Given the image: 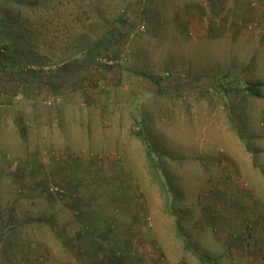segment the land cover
<instances>
[{"label": "rangeland", "instance_id": "obj_1", "mask_svg": "<svg viewBox=\"0 0 264 264\" xmlns=\"http://www.w3.org/2000/svg\"><path fill=\"white\" fill-rule=\"evenodd\" d=\"M135 1L131 11L129 0H0V264H66L62 249L74 241L52 238L56 208L45 192L57 183L30 193L20 175L43 158L107 165L106 177L79 172L91 184L102 178L86 190L99 203L87 201L86 215L103 220V233L114 218L130 227L129 216L149 202L140 219L154 264H231L232 236L213 220L232 197L220 185V161L240 165L232 189L264 201V29L256 19L264 4L253 0L254 16L236 18L235 32L198 37L177 27L181 0ZM196 15L206 23L207 12ZM102 248L104 256L87 251L84 262L119 264L117 246Z\"/></svg>", "mask_w": 264, "mask_h": 264}, {"label": "crops", "instance_id": "obj_2", "mask_svg": "<svg viewBox=\"0 0 264 264\" xmlns=\"http://www.w3.org/2000/svg\"><path fill=\"white\" fill-rule=\"evenodd\" d=\"M195 1L196 0H192L191 2H184V0H181L180 4L178 3L179 6H181L179 7L180 11H176L178 8L175 9L174 15L177 17L176 23L178 28H180L182 31H186V33L194 32L195 36L198 37H202L204 33L213 35L220 30H228L229 28H231V31L233 29V31L235 32V30L240 29V26L236 27V24L234 23L236 18H240L244 21L249 16H254L248 15L251 9L254 10L253 5L255 4V1L253 0H204L201 1L202 3H196ZM260 2L264 4V0H260ZM128 4L129 9L133 11L134 6L132 5L131 0H129ZM194 4H196V6H192ZM247 7H249L250 9H248ZM193 8L195 10H193ZM134 11H136V8ZM262 11H264V6L262 7ZM262 11L261 15H256L257 17H259V19H256L260 20L261 26L264 29V14H262ZM201 12H207L208 14L207 20L205 21L206 23L202 22L198 15H196L200 14ZM181 13L182 16H180ZM245 15H248V17H245ZM231 16L233 17L231 22L232 25L228 24L227 22V17L230 18ZM221 21H225L226 25L220 24L222 23ZM118 29L119 28H117V30ZM123 32L124 31L122 30L121 33ZM262 36L264 37V35ZM48 93L49 92H46V94ZM107 125L109 124L107 123ZM71 126L72 124L67 126V129L71 130ZM108 129L109 127L105 128L106 131H108ZM120 133V137H126L125 135H127L125 132H123V136L122 132ZM85 137L86 135H83V139H85ZM261 140L262 139L258 137L254 142L259 141L258 143H260ZM247 151L248 152L245 153V155L246 159H248L247 162L250 165L249 169L252 168L253 171H257V169L254 168L257 165H255V163L252 164V161L250 159L251 149L249 146ZM102 155H104L105 159H110V164H112L113 156L109 151L106 150ZM102 155H100L99 158H104ZM38 158L40 160V156ZM64 159L65 158H63L62 160L61 157L58 162H54L52 164L46 163L45 159L43 158L38 162V164L35 165L34 169L32 167V164H29L27 169L23 171V174L21 173L20 175L25 182V186H28L27 188L24 187L27 192H42L46 189V182L49 181H54L57 184L51 183V185L48 186L45 192L49 193V187L57 185V187H59L62 192H65L63 195L58 196H54V194L49 193L50 197L52 198L48 203L50 204V207L52 209L56 208L51 216L52 238L57 240L67 239L74 241V243H72L73 246L69 245V247L62 249V254L66 255V264H68L69 261H71V264H93V262H95L93 259H89L84 262L85 256L86 254H88L87 251H91V254H89L91 258L93 254H96L97 257L99 255L104 256V250L102 248L103 244L113 245L114 247L117 246V256H119V258H115L116 261L120 260L119 264H154L147 258L148 256L146 255V252H148V249L146 250L144 247V245L146 244V240H148V236L147 234H145L146 231L144 230V227L149 228V226H146V224L144 223V218L140 219V216L143 213V208L147 207L149 205V202H141L142 204L137 207L138 215L136 216L135 211L129 216V221L131 223L130 227L124 226L123 224L120 227V221L114 218L106 223V226L104 228L105 233H103L101 230L103 229V220L92 224L90 214L86 215L88 213L86 206L87 201L91 202L92 206L95 204L94 200L90 199L86 190L93 191L94 189H96V187L99 188L100 183L102 182V178L99 179L100 183L97 182L96 184H91L93 182L88 181L87 178H90V175H95V173L91 174V170L98 171V174H101L102 177H106L105 175H107L108 171L107 165H105L103 171L101 169L89 170V168H81L85 166L90 167L91 162L89 157L81 156L80 161H77L75 163L77 166H79V168H71V166L69 165L70 162H68L69 160L64 161ZM220 163L224 168L223 177L220 179V185L224 187V189H228L229 192L231 191L232 197L229 199H231L232 202L223 201L221 204H218L217 209H219V215L213 208L215 210H213V220L221 229V236H224V234L226 233L230 234V237L232 236V243L229 250L231 264H264V201L257 199L253 195V193H251L252 196L244 194L243 199V197L240 196V191L243 192L241 188H239L240 191L232 189L236 188L234 183L240 176V165L237 164L234 160L225 162L220 161ZM79 172L84 174L87 178H83L85 176H82ZM71 174L79 176H75L73 178L71 177ZM226 178H229L231 181L229 180L228 182H226ZM85 187L86 189L84 190ZM82 191L85 192V199L81 197ZM134 191V189H131V192L129 194L131 198L135 195ZM157 196H159V194H157ZM248 196L250 200L249 198H247ZM32 197L37 196L33 195ZM159 202L160 200L156 201V206L159 205ZM215 202H217L216 199H214V201L210 203V207H214ZM95 205L99 207V203ZM77 207L82 208L81 213L77 210ZM88 207H90L89 203ZM220 208L221 211L225 212H222L221 214ZM103 210V215H101V217H106V212L110 213V210ZM63 213L68 216L67 220H64V218L61 219ZM76 218H78V220ZM116 220L118 226L115 222ZM93 226L96 227L94 233ZM242 244H247V246L249 247L245 252H243L241 249ZM56 248L58 247L52 245L50 253L55 254L54 252L56 250L54 249ZM119 250L121 251V254H119ZM143 252H145V255L141 256ZM101 261L102 260H99V263L97 264H100ZM113 264H115V262ZM212 264L216 263L213 262Z\"/></svg>", "mask_w": 264, "mask_h": 264}, {"label": "built area", "instance_id": "obj_3", "mask_svg": "<svg viewBox=\"0 0 264 264\" xmlns=\"http://www.w3.org/2000/svg\"><path fill=\"white\" fill-rule=\"evenodd\" d=\"M104 62V64H106V65H112L114 62L113 61H111V60H109V61H103ZM48 191H49V193H51V194H55V193H62V190L59 188V187H57V186H50L49 187V189H48Z\"/></svg>", "mask_w": 264, "mask_h": 264}, {"label": "trees", "instance_id": "obj_4", "mask_svg": "<svg viewBox=\"0 0 264 264\" xmlns=\"http://www.w3.org/2000/svg\"><path fill=\"white\" fill-rule=\"evenodd\" d=\"M132 1V0H131ZM135 3H137V1H135L132 5H134ZM133 7V6H132ZM129 8V5L127 6V8L126 9H128ZM127 26H129V25H127ZM121 34V33H120ZM2 50V49H1ZM1 50H0V61H2V60H4V58H2V52H1ZM115 57H113V59L112 60H116V59H114ZM111 60V61H112ZM63 69H65V67L63 68ZM253 87L255 88L254 90H252V94L254 95V96H256V97H260L261 96V94L256 90V85H253Z\"/></svg>", "mask_w": 264, "mask_h": 264}]
</instances>
